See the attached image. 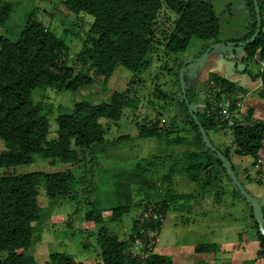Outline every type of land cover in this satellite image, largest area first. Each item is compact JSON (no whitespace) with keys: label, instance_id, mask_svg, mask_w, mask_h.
Instances as JSON below:
<instances>
[{"label":"rangeland","instance_id":"1","mask_svg":"<svg viewBox=\"0 0 264 264\" xmlns=\"http://www.w3.org/2000/svg\"><path fill=\"white\" fill-rule=\"evenodd\" d=\"M8 1L13 8L9 19L0 26V34L15 38L31 16L69 45L62 59H71L79 50L81 38L93 20L90 15L71 12L60 0ZM205 1L211 4L218 19L216 38L192 37L184 51L166 52L163 34L169 30L175 13L162 9L146 63L136 73L118 65L104 87L95 82L75 92L51 87L32 90L31 98L48 107L46 140L56 137L58 105L70 108L80 100L99 103L108 100L113 92L126 89H132L129 97L137 102L136 108H125L118 120L105 121V151L92 162L65 165L50 157L0 167V176L67 168L73 175L72 200L63 196L48 198L41 187L38 203L42 217L34 224L39 238L22 251L36 264L48 263L51 252H63L81 264H100L96 238L101 230L129 238L128 253L142 260L150 250L169 255L172 264H264V255H258L260 246L250 203L224 172L205 188L184 178L181 166L185 148L168 142V137L185 134L180 130L182 122L176 102V78L181 67L184 82L194 93L192 110H201L207 97L212 102L211 113L233 123L229 118L231 98L215 99L219 87L206 80L208 73H216L246 91H237L234 116L239 118L247 107H253L264 121V99L258 94L262 86L258 73L264 72V63L244 60L242 47L230 44L240 43L249 32L247 0ZM261 6L264 20V0ZM255 74L259 76L253 78ZM157 90L165 98L161 99ZM148 129H154L153 133ZM208 137L217 146L229 147L236 177L264 205V156L254 163L250 156L234 154L230 130L209 131ZM180 193L189 197L170 201ZM162 199L170 202L159 212L158 202ZM121 204H127L129 211L113 220L112 209ZM98 213L99 220L91 218Z\"/></svg>","mask_w":264,"mask_h":264},{"label":"trees","instance_id":"2","mask_svg":"<svg viewBox=\"0 0 264 264\" xmlns=\"http://www.w3.org/2000/svg\"><path fill=\"white\" fill-rule=\"evenodd\" d=\"M60 1L75 14L82 13L93 17L86 34L81 38L79 50L71 59H62L69 51L65 40L31 16L26 18L15 38L0 34V142L3 143L0 167L26 164L36 158L44 160L50 157L58 158L65 165H80L92 162L98 153L105 151V121L118 120L128 106L136 108V100L129 97L132 89L113 92L108 100L99 103L80 100L74 102L70 108L58 105L57 134L49 140H46L48 107L41 101H34L31 92L39 87L75 92L91 87L95 82H100L104 87L118 65L136 73L146 63V56L157 30V16L162 9L175 13L169 30L163 34L162 44L166 52H182L192 37L209 40L216 38L219 32L213 7L205 0ZM256 1L261 21L259 33L253 40L247 41L255 32L257 20L253 0H247L251 25L247 36L241 41L243 43L237 42L236 46L242 47L244 60L256 59L264 63L262 0ZM12 8L10 1L0 0V26L9 19ZM258 74L262 80L258 94L264 99V72ZM258 74L253 75V78L258 77ZM99 77L102 79L99 80ZM206 80L219 87L214 93L215 99L231 98L229 118L233 123L229 124L228 118L221 119L220 115L211 113L209 108L212 102L207 97L203 108L192 110L191 114L185 100L191 105L194 102V93L184 82L186 99L183 97L177 75L176 102L181 115L180 130L185 134L178 133L168 137L170 144L183 145L185 148L182 176L202 188L208 187L211 179H219L222 172L227 175L215 149L230 161L231 155L228 146L223 148L210 140L214 149L205 144L193 116L197 118L207 136L209 131L230 130L234 154L250 156L254 163L264 156L263 118L256 115L253 107H247L239 118L232 112L238 108L235 103L238 100L237 93H244L245 89L216 73H208ZM157 92L161 99L165 98L161 91ZM156 118L155 114L153 119ZM153 130L148 129L150 134ZM125 137L118 138L121 140ZM231 166L235 174L232 161ZM41 187L48 198L63 196L72 200L74 197L73 175L69 168L0 176V264H36L33 257L23 254L22 251L33 246L39 238L34 224L42 217V208L38 203ZM187 197L188 194L180 193L171 197L170 201ZM161 201L158 202L159 212L170 202L165 199ZM261 207L264 217V205ZM128 211L127 204L117 205L112 209L111 217L115 220ZM99 217L98 213L91 218L99 220ZM254 227L260 246L258 255L263 256L264 235L259 232L255 220ZM128 239L101 230L96 238L98 262L172 264L169 255L153 253L150 250L143 260L132 256L127 249ZM46 264L81 263L63 252H51Z\"/></svg>","mask_w":264,"mask_h":264},{"label":"water","instance_id":"3","mask_svg":"<svg viewBox=\"0 0 264 264\" xmlns=\"http://www.w3.org/2000/svg\"><path fill=\"white\" fill-rule=\"evenodd\" d=\"M253 4H254V9L256 12V19H257L256 20V29H255V32L251 35V37L247 41H251L257 36V34L259 33V30H260V26H261L259 7L257 4V1L253 0ZM241 43H243V42H241ZM230 44H236V43H230ZM179 80H180L181 90L183 91V97L185 98L184 81H183V67H181V69L179 70ZM185 101H186L189 112L192 114V109H191L190 104L188 103L187 100H185ZM193 117H194L195 122L198 124L200 133L202 135V138H203L205 144L207 146L212 147L205 130L199 124V121L197 120V118L195 116H193ZM215 151H216L217 155L219 156V158L221 160V164L224 167V169L226 170V173L229 176V178L232 180L234 185L238 188V190L243 195V197L250 203V205L253 209V217L257 223L258 230L262 235H264V217H263V212H262V207H261L260 202L255 197H253L250 193H248L247 190L242 186L241 182L239 181V179L236 177V175L232 171L231 161L228 158H226L220 151H218L216 149H215Z\"/></svg>","mask_w":264,"mask_h":264},{"label":"built area","instance_id":"4","mask_svg":"<svg viewBox=\"0 0 264 264\" xmlns=\"http://www.w3.org/2000/svg\"><path fill=\"white\" fill-rule=\"evenodd\" d=\"M222 110H223V113H226L227 111L225 107H223Z\"/></svg>","mask_w":264,"mask_h":264}]
</instances>
